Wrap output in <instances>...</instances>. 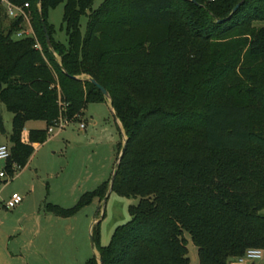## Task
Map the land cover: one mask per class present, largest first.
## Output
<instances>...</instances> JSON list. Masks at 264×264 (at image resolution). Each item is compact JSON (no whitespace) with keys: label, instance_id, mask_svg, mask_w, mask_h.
Here are the masks:
<instances>
[{"label":"trees","instance_id":"trees-1","mask_svg":"<svg viewBox=\"0 0 264 264\" xmlns=\"http://www.w3.org/2000/svg\"><path fill=\"white\" fill-rule=\"evenodd\" d=\"M9 1L28 4L34 38L14 39L21 19L0 28V103L13 116L7 174L26 166L54 122L106 101L93 79L126 138L111 193L138 198L107 246L92 227L101 264H189L184 233L198 264L264 252V26H253L264 0H244L233 15L242 0H104L95 10L94 0ZM59 5L64 43L47 21ZM29 122L45 128L25 134ZM101 189L49 212L72 217Z\"/></svg>","mask_w":264,"mask_h":264},{"label":"rangeland","instance_id":"rangeland-1","mask_svg":"<svg viewBox=\"0 0 264 264\" xmlns=\"http://www.w3.org/2000/svg\"><path fill=\"white\" fill-rule=\"evenodd\" d=\"M103 1L94 0L92 10ZM62 13L63 5H59L47 14L48 23L54 27V39L60 43L65 42L64 31H60ZM13 20L1 10V29L6 31ZM86 22V17H81L82 35ZM253 26L263 27L264 22ZM22 29H27L26 24ZM106 102L89 104L79 122L47 133L46 141L34 149L24 168L13 165V173L0 179V206L14 193L22 197L16 208H0V264H87L93 256L98 258L96 247L90 243L91 227L96 226L99 246L105 247L114 230L130 220L128 207L135 206L138 198L112 192L103 204L122 146L121 134ZM0 111L5 130L0 144L9 146L13 116L1 103ZM80 124H84L83 130ZM25 128L41 130L45 125L30 122ZM4 166L0 162V172L5 171ZM100 186L103 199L92 198L74 216L60 218L49 212L48 205L72 208L82 195ZM260 214L264 215V210ZM184 238L189 264H198L196 247L188 234L184 233ZM256 264H264V257Z\"/></svg>","mask_w":264,"mask_h":264},{"label":"built area","instance_id":"built-area-1","mask_svg":"<svg viewBox=\"0 0 264 264\" xmlns=\"http://www.w3.org/2000/svg\"><path fill=\"white\" fill-rule=\"evenodd\" d=\"M0 6L5 11L6 16L11 19H21L20 29L13 35L14 39H25L34 38L33 31L29 24L28 17V4H23L21 6H16L10 3L9 0H0ZM26 24V30L22 29V26ZM38 48V46H35ZM69 122L67 120H58L54 122L51 126L47 128V133H52L54 129H61L66 126ZM80 130L84 129V124H80ZM10 156V148L7 145L0 144V162L5 163ZM14 168V167H13ZM12 168V170H13ZM8 174L5 171L0 172V179H3ZM22 202V197L18 194H12L8 200L0 206L4 210H12L16 208ZM264 257V252L258 249H248L245 253L236 259H233L229 264H256L258 261L262 260Z\"/></svg>","mask_w":264,"mask_h":264},{"label":"water","instance_id":"water-1","mask_svg":"<svg viewBox=\"0 0 264 264\" xmlns=\"http://www.w3.org/2000/svg\"><path fill=\"white\" fill-rule=\"evenodd\" d=\"M40 1H41V0H38V6H39ZM191 2H192L193 4H195V1H194V0H191ZM243 2H244V0H242L241 2H239V3L233 8V10H232V12H231V15H233V14L237 11V9L240 7V5H241ZM44 35H45L46 44H47L48 48L50 49V48H51L50 39H49V37H48L47 32H46L45 29H44ZM87 80H88V81H89L94 87H96V89L102 94V96L105 98V100L109 103V110H110V113H111V115H112V117H113V119H114V122H115V124L117 125V127H118V129H119V131H120L121 137H122V148H121L120 153H119V155H118V157H117V159H116V161H115V164H114V167H113V170H112V174H111L110 179H109V189H108L107 194L105 195V197H104V199H103V204H104V203L106 202L107 198L109 197V194L111 193L112 184H113L114 176H115V170H116V168H117V166H118V163H119V161H120V159H121V157H122V155H123V152H124V149H125V144H126V138H125V136H124V134H123V132H122V130H121V126H120L118 120L116 119V117H115V115H114V111H113V108H112V103H111V101H110V98H109V95H108L107 91H106L103 87H101L100 85H98L93 79H87ZM90 243H91L92 246H94V240H93V237H92V227H91V230H90ZM94 257L97 259L98 263L101 264V260H100V258H99V257L97 258L96 255H95Z\"/></svg>","mask_w":264,"mask_h":264},{"label":"crops","instance_id":"crops-1","mask_svg":"<svg viewBox=\"0 0 264 264\" xmlns=\"http://www.w3.org/2000/svg\"><path fill=\"white\" fill-rule=\"evenodd\" d=\"M105 104L108 105V107H109V103H108V102H106ZM84 111H85V110H84ZM82 114L84 115V112H83ZM80 117H81V116H80ZM79 120H80V118H79ZM78 122H79V121H78ZM29 123H30V122H29ZM29 123H27V124H29ZM27 124L25 125V127L27 126ZM115 125H116V124H115ZM84 128H85V126H84ZM116 129L119 131L117 125H116ZM28 130H32V128H28L27 130H26V128H25L24 133L27 134ZM119 133H120V131H119ZM37 146H38V145H35V148H36Z\"/></svg>","mask_w":264,"mask_h":264}]
</instances>
